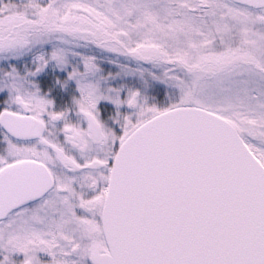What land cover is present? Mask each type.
I'll return each instance as SVG.
<instances>
[{
  "label": "snow or ice",
  "instance_id": "obj_1",
  "mask_svg": "<svg viewBox=\"0 0 264 264\" xmlns=\"http://www.w3.org/2000/svg\"><path fill=\"white\" fill-rule=\"evenodd\" d=\"M0 264H264V0H0Z\"/></svg>",
  "mask_w": 264,
  "mask_h": 264
}]
</instances>
